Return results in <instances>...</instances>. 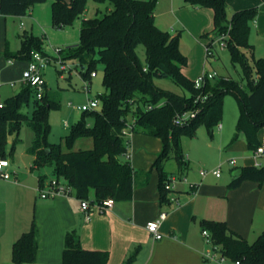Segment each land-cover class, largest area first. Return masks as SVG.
<instances>
[{"label": "trees", "instance_id": "1", "mask_svg": "<svg viewBox=\"0 0 264 264\" xmlns=\"http://www.w3.org/2000/svg\"><path fill=\"white\" fill-rule=\"evenodd\" d=\"M46 0H0V14L25 16L36 3ZM110 2L102 15L82 18L80 41L62 49L64 59L78 60L82 76L91 78L97 66L103 64V85L106 91L97 98L98 109L83 111L82 117L72 125L62 141L53 143L50 114L60 107L58 99L45 92L37 98L36 90L24 84L14 95L0 105V157L8 158L6 144L15 134L11 154L20 142L19 133L23 123L35 134L29 152L35 156L33 168L52 167V177L64 178L80 199L91 203L112 197L115 201L131 200L136 185H148L151 172H158L160 202H170L167 183L174 175L166 171L170 158L178 162L179 171L187 169V160L181 144L183 135L194 136L199 126L205 125L211 134L223 119L224 99L233 94L239 105V117L232 141L240 135L247 140L248 149L260 145L259 132L264 127V56L251 62L247 55L253 49L250 42L251 23L256 20L258 7L237 10L231 17L227 13L228 0H185L196 6L210 7L214 12V35L229 32L228 49L234 65L242 67V80L231 75H219L207 80L197 88L194 79L183 72L188 57L180 47L179 34L162 29L156 23L155 10L158 0H95ZM87 0H53L54 24L61 28L81 16ZM209 36V33L204 34ZM45 37L33 33L21 35V47L17 52L6 50L7 59L27 63L33 51L43 52ZM145 46V59L138 53L139 45ZM44 53V52H43ZM155 78H170L186 90L187 94L162 88ZM208 95L202 103L199 96ZM33 97L34 109L29 117L23 111ZM199 112L184 124L175 122L177 114L194 110ZM92 119V121L90 120ZM132 125V132L159 137L162 148L148 170L135 168L131 161L122 162L120 157L129 152L130 138L123 133ZM90 138V148L76 149L79 139ZM250 179L264 182V165H246L242 175L235 177L230 188ZM46 175H39L44 185ZM94 190V197L91 192ZM202 228L211 233L212 244L230 260L245 264H264V232L250 241L229 228L224 220L203 219ZM39 250V228L35 219L29 230L23 232L13 243L12 260L15 264H35ZM134 251L123 264H133ZM62 264H109V253L87 249L81 245L76 229L65 234Z\"/></svg>", "mask_w": 264, "mask_h": 264}, {"label": "crops", "instance_id": "2", "mask_svg": "<svg viewBox=\"0 0 264 264\" xmlns=\"http://www.w3.org/2000/svg\"><path fill=\"white\" fill-rule=\"evenodd\" d=\"M233 1L235 11L258 7L257 18L251 23L249 39L253 49L250 53L254 58L264 56V0ZM48 5L34 6L25 15L33 21L32 33L36 29L34 20L39 18L38 13L43 12L50 16ZM19 27L26 30L23 23ZM46 33L44 31V34ZM209 34L205 45L214 32ZM258 48L260 53L256 57ZM6 50H9L8 45L0 54L6 57ZM183 53L185 54L184 51ZM186 67L183 69L184 73ZM95 77L97 75L89 78L91 88ZM19 83L22 88L24 84L21 79ZM15 85L16 82L12 87ZM236 125L227 131L223 130V124L221 128L218 127L222 129L217 142L220 151L222 150L220 156H223V149L229 150L233 156L227 158L231 171L229 176H224L223 172L221 176L213 174L211 170L217 167L216 163L211 169L201 166L192 171L190 166L193 156L185 154L188 167L183 172H180L179 168L177 171L167 170L165 163L166 171L174 175L187 176L186 180L177 183L175 189L169 192L170 202L164 204L160 202L158 172L153 169L149 184L136 185L131 200L116 201L114 206L104 211H101L94 202L89 219L81 209V199L77 197L74 189L69 195L41 198L37 192L40 186L39 175L46 173H40L36 181L30 182L26 177L22 179L14 162L8 157L10 160L8 170L12 176L10 179L0 178V264H15L12 260L13 243L23 232L30 229L33 219L39 228V250L35 264H62L65 234L70 229L77 230L84 248L108 252L109 264H123L134 251L137 253L133 264H218L205 258V252L210 250L211 246L202 232L203 219L224 220L230 229L250 241H254L264 232V182L259 184L257 181L246 179L235 188L228 186L236 177L234 172L238 168L256 164L257 161L264 165V154L256 157L255 150L248 149L244 135L232 141ZM134 133L137 132H133L132 135ZM143 134L139 141L145 148L140 149L135 155L131 154L130 161L135 168L148 170L162 148V141L159 137ZM10 137L13 142L15 134ZM259 139L260 146L264 147V127L259 132ZM32 143L27 148L28 152ZM92 145V139L82 138L76 142L75 148H90ZM32 156L33 169L35 156ZM233 159L236 163L231 162ZM198 162L202 163V159H198ZM201 169H206L209 173L202 175ZM50 178L52 177L46 175V181ZM93 197L94 190L91 192V198ZM163 211L167 213L161 226L163 237L156 239L148 230L147 223L157 218ZM225 264L236 263L229 259Z\"/></svg>", "mask_w": 264, "mask_h": 264}, {"label": "rangeland", "instance_id": "3", "mask_svg": "<svg viewBox=\"0 0 264 264\" xmlns=\"http://www.w3.org/2000/svg\"><path fill=\"white\" fill-rule=\"evenodd\" d=\"M52 2L53 0H46L34 5L42 6L49 4L50 16L45 15L43 12L38 13L39 18L34 20L36 29L33 31V34L40 37L46 36L43 52L52 60L44 70V79L47 83V93L50 98L59 100L60 107L51 111V133L49 140L53 143H59L66 134L70 133L72 125L82 117L83 110L79 109L78 106L86 103L88 98L98 97L106 91L103 85V64L97 66V77L93 78L91 92H86L84 90V78L80 74V71L84 70V68H82L78 60L67 59L69 65H77V68L74 67L71 71H60V66L56 63V59L60 57L59 50L79 43L82 18L102 15L109 7H112V4L108 1L96 2L95 0H87L85 12L65 27L59 28L53 21ZM233 4V0H228V17H231L235 11ZM155 12L156 23L162 29L172 34H179L180 47L188 56V65L185 68L186 75L195 79L204 71H208L216 73L217 76L230 74L234 79L242 80V67L232 63L228 47L222 49L218 45L215 50V55L206 57L205 42L208 36L204 34L210 33L214 29L212 8L192 5L185 0H158ZM32 22V19L28 15L19 17L0 14V53L5 50L7 45L9 46V50L17 52L21 47V35L25 32L32 33ZM22 23L25 25L26 30L20 29L19 26ZM44 31L47 33L44 34ZM138 53L144 60L146 54L143 44L139 45ZM259 53L260 49L258 48L255 54L256 57L259 56ZM247 55L252 62L254 59L253 54L248 52ZM26 66V61L13 59L11 62L4 55L0 54V104L7 97L14 95L21 89L19 82L22 77V71ZM12 82H16V85L13 87L11 85ZM155 83L162 88L180 94L188 93L170 78H155ZM33 109L34 101L32 97L29 103L23 106L22 111L30 117ZM238 115L239 105L237 98L233 94H227L224 99L223 119L220 122L224 126V131L230 128L232 129V127L235 128ZM90 120L92 121V119ZM221 131L222 129H219L217 125L215 127V134L212 135L205 125H201L197 128L194 136H182L181 144L184 153L193 156L190 166L192 171L199 169L201 166L211 169L213 167L212 165L216 163L217 167L221 166L224 176L231 174L227 158L233 156L226 149H223V156H220L222 150L220 151L217 145ZM142 135L144 134L137 132L130 137L129 152L120 157L122 162L130 160L131 154L135 155L139 153L140 149L145 148L139 141ZM151 137L156 138V136ZM19 138L20 142L13 154H11L12 137L8 139L6 153L14 162L20 177L22 179L26 177L30 182L36 181L40 173H46L47 177H52L51 166H45L41 169H32L31 167L33 156L28 152L27 148L33 141L34 131L26 123H23L20 129ZM198 159H202V163H199ZM178 168V162L175 158H170L166 161L167 170L177 171ZM177 177L181 178V181L187 178L185 175H177ZM37 192L39 195L38 190Z\"/></svg>", "mask_w": 264, "mask_h": 264}, {"label": "built area", "instance_id": "4", "mask_svg": "<svg viewBox=\"0 0 264 264\" xmlns=\"http://www.w3.org/2000/svg\"><path fill=\"white\" fill-rule=\"evenodd\" d=\"M230 38L229 32H222L216 36H214L212 39L209 40V42L206 45V55L214 56L216 47L219 45L222 49L228 47V39ZM59 50V49H58ZM61 52V50H59ZM52 62V60L45 55V53L41 51H33L32 57L27 63V66L22 71V77L21 80L25 84L31 85L36 90V96L37 98H42L45 92V79H44V70L45 68ZM67 59H64L61 54L58 59H56V63L60 66V71H71L74 67L77 68V65H69L67 63ZM80 74L82 75L81 71ZM97 72H92L91 77L96 76ZM217 76L216 73L204 71L201 73L197 78L194 79V84L197 88H201L204 83L209 79H215ZM84 78V77H83ZM12 85L15 84V82L11 83ZM84 90L86 92H90V81L89 79L84 78ZM208 95H200L199 98L202 103H204L207 100ZM2 105V104H0ZM100 106V101L97 97L95 98H88V101L82 105H79L78 108L83 111H93L98 109ZM200 110V107L194 110L186 111L182 114H177L175 118V122L178 124H184L188 122L192 117H194ZM68 124V123H66ZM219 128H221V124L218 125ZM125 136L128 138L132 135V125L129 124L123 131ZM264 154V147L259 146L255 150V156L259 157ZM232 163H236V160L233 159L231 161ZM255 165L261 166L262 164L260 162H256ZM10 166V160L8 158H1L0 157V178L4 179H10L12 174L8 170V167ZM213 174L216 176H221L222 169L221 166L211 170ZM200 173L202 175H206L209 173L206 169H201ZM186 180V178H185ZM181 181V178H178L177 175H173L170 179V181L167 183V188L170 190L175 189L176 184ZM72 186L69 184L67 180L64 178L58 179L56 177H52L45 181L44 185H40L38 188L39 195L41 198L47 199V198H53L58 195H69L71 193ZM115 199L112 197L106 198L100 202H95L97 207L104 211L115 204ZM81 209L84 211L86 218H90V210H92V203L89 199H81ZM167 213L161 212L160 215L148 221L147 228L148 230L153 234V236L156 239H160L163 237V233L161 231V226L163 221L166 219ZM203 234L206 237V241L208 244H210L211 249L205 252V258L207 260H213L216 261L218 264H225L229 258L224 255L222 252L218 250V247H214L212 244L211 239V233L208 229H203ZM236 264H245L242 263L240 260L234 261Z\"/></svg>", "mask_w": 264, "mask_h": 264}, {"label": "water", "instance_id": "5", "mask_svg": "<svg viewBox=\"0 0 264 264\" xmlns=\"http://www.w3.org/2000/svg\"><path fill=\"white\" fill-rule=\"evenodd\" d=\"M242 173H243V168L240 167V168H238V169L234 172V175H235L236 177H238V176L242 175Z\"/></svg>", "mask_w": 264, "mask_h": 264}]
</instances>
